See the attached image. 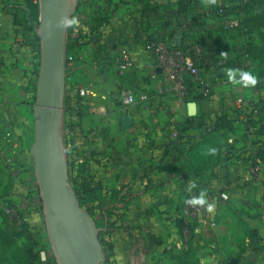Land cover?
<instances>
[{
	"label": "crops",
	"instance_id": "crops-1",
	"mask_svg": "<svg viewBox=\"0 0 264 264\" xmlns=\"http://www.w3.org/2000/svg\"><path fill=\"white\" fill-rule=\"evenodd\" d=\"M144 1L92 0L93 5H88L109 16L108 23L104 25L107 39L113 40L120 34L124 39L121 47H130L131 39L138 30L140 39H164L171 45L177 44L179 37L172 41L171 36L177 32L181 34L182 28L161 20L158 15L149 21L138 17ZM175 1L149 0L154 4ZM200 1L207 5L210 0ZM25 9L26 0H0V155L4 152L5 161H11L5 164L7 168L3 167L5 173L8 170V188L0 199H5L8 205L19 201L23 207L20 229H37L39 233L40 212L37 213V196L32 193L31 184L32 144L28 145L26 128L27 121L32 118L31 51L22 39V26L16 24V19L22 20ZM197 24L193 32L186 30L183 33L185 40L197 39L199 29L200 34L204 31L219 32V45L227 47L228 60L232 61L233 41L223 32L227 21L201 18ZM138 44L132 56L140 69L124 74L123 81L136 96L145 94L148 97L145 101L138 99L128 114L137 123L136 127L146 129L151 144L142 143L134 127L119 128L121 112L116 90L119 80L113 75V67L108 71L105 82L99 86V93L106 98L108 117L101 119L87 113L82 118L86 131L91 132V127H96L89 135V145L85 144V147L93 149L95 160L89 171L101 187L100 196L106 205L101 214L104 216V229H111L108 235L114 258L120 264H153L158 261L157 258L171 261L181 252H190L199 264H264V229H247V232L235 229L239 217L247 219V214L241 213L240 208L252 200L264 198V167H258V175L250 174V170L255 168L250 160L255 147L243 146L238 130L229 134L232 136L229 145L213 148L209 144H201L209 138H218L223 132L214 131L199 139L193 125L181 134L177 133L175 138H169L167 133L171 124L179 129L191 121L187 104L167 96L158 97L154 93L155 83H151L150 87L140 83L138 76L143 72L140 70L146 55ZM95 51L89 56L92 60L103 50ZM191 52L199 53L198 50ZM237 72L239 68L224 70L222 76H227L229 83H216L210 101L202 102L194 98L198 116L211 117L222 106L225 113H231L235 98L248 96L246 83L235 77ZM67 101L70 99L67 98ZM6 132L19 142V149L14 155L7 152L9 149L3 139ZM191 139L194 141L188 144ZM101 159L105 161L103 164ZM201 192L204 193L205 203L191 223L189 242L184 244L181 239L182 225H177L176 217L185 200L198 198ZM209 204L214 205L211 210ZM201 219L213 222L214 226L205 232L200 231ZM261 219L256 221L264 222V216Z\"/></svg>",
	"mask_w": 264,
	"mask_h": 264
},
{
	"label": "built area",
	"instance_id": "built-area-1",
	"mask_svg": "<svg viewBox=\"0 0 264 264\" xmlns=\"http://www.w3.org/2000/svg\"><path fill=\"white\" fill-rule=\"evenodd\" d=\"M34 2L36 1L34 0ZM79 7H83V13L78 9V11H75V22L66 39V46L69 43L73 45V47L70 52H67L65 46V92L69 85L73 95V101L71 102L70 107L66 106L67 109L64 106L63 111L64 120L67 118L75 126L74 128L78 136V149H80L84 142L87 143V146L89 145V135L96 130V127H91V132L86 131L83 127L82 120L80 119L81 117L75 111V105L80 104L83 109L85 108L87 110V113L95 115L101 119L108 117L105 105L106 98L105 96L98 95L96 88L105 82L107 72L111 67H113V75L119 80L116 85V90L119 110L121 112L120 117L127 115L128 111L137 104L138 99L140 101H145L148 98L145 94L137 95V97L133 89L123 81L124 74L140 69L136 66L132 56L134 47L137 43H139L138 47L140 50L146 55V61L142 64V69L140 70L143 72L138 76V80L140 83L149 87L151 83H155L154 93L158 97H171L173 100L184 105L193 102L192 100H194V98H198L202 102H208L214 96L216 83H220L221 85H227L229 83L227 76L218 78L213 73L210 74V76L206 74L205 71L194 62L188 51L181 47H173L164 39H140L141 37H138L140 35L139 30L131 39V46L127 48L123 46L121 47L124 39L120 34L113 40L107 39L108 36L106 34L105 26L101 27L99 31L93 34L90 33L89 27L86 23L89 15L94 12V9H91V6L89 7L88 3L84 0L81 1ZM87 9L89 10L86 15ZM217 13L219 14L220 12L218 11ZM226 21L229 27H236L239 23V20L236 17H230ZM90 35H100L96 44L100 43L105 45V49H103L102 53L97 54L96 59L93 60L89 56L92 54V51L96 52V49L92 40H90ZM28 48H30L31 51L30 45H28ZM30 58L31 62L33 59L32 57ZM36 63L38 65L39 58L36 59ZM219 64L223 65L224 61H221ZM103 69L105 70L103 71ZM244 70V67L239 69V74L242 78ZM74 74L77 77H74ZM253 105V98L239 95L233 102L231 112L235 113L241 109H245L250 113L251 111L255 112L253 110ZM225 111L226 110L222 106L216 110L211 117H206L196 115V110V114L189 119L191 121L193 120L190 126L193 125L195 127L198 137L204 135L212 130L215 121V113H225ZM84 116L85 113L82 118ZM136 124L137 123L133 122L132 119V125L130 128L134 127L139 133L141 137L140 141L142 143L150 145L151 141L147 139L146 129L136 127ZM168 130L169 133L167 134L169 138H175L178 133V128L171 124ZM3 139L8 146L16 147L9 132L4 134ZM193 140L194 139L188 141V144L192 143ZM92 152L93 149H89L88 147L87 151H85V157L89 159ZM104 162V159H101V163L103 164ZM257 170L258 168H252L250 174L252 176L255 175ZM93 177L97 180L94 175ZM193 198L195 197L185 200L182 209L176 217L182 222L181 239L184 244L189 242L192 235L191 223L196 219L197 213L202 207V204L190 203L189 201ZM20 210L21 209L16 202L10 204L6 209L8 217H10V219H12L17 225H20L21 221ZM199 225L200 231L205 232L208 228L213 227L214 223L201 219ZM41 260H46V257L43 254Z\"/></svg>",
	"mask_w": 264,
	"mask_h": 264
},
{
	"label": "water",
	"instance_id": "water-1",
	"mask_svg": "<svg viewBox=\"0 0 264 264\" xmlns=\"http://www.w3.org/2000/svg\"><path fill=\"white\" fill-rule=\"evenodd\" d=\"M78 0H37L36 37L40 56L33 104V143L30 155L45 231L55 264H102L105 256L98 235L104 230L80 206L70 184L62 125L65 99V46L69 19ZM189 117L196 104H187ZM124 115L119 128L129 129Z\"/></svg>",
	"mask_w": 264,
	"mask_h": 264
},
{
	"label": "rangeland",
	"instance_id": "rangeland-1",
	"mask_svg": "<svg viewBox=\"0 0 264 264\" xmlns=\"http://www.w3.org/2000/svg\"><path fill=\"white\" fill-rule=\"evenodd\" d=\"M37 2V0H35ZM92 0L86 1L88 4L91 3ZM227 1L230 3H241L243 4V10L242 7L240 9V20L246 19V23L244 25V31L248 33V36H241L239 35V31L237 30H226L225 34L226 37L231 38L233 41L232 49L234 50V56L232 57L231 65L234 66L235 69H240L242 67L245 68L244 73H250L252 76L256 78V83L252 84L250 81H245L242 76H240L239 72L235 74L238 80H241L243 83H246L245 85V92L247 93L248 97H251L254 99V105L253 110L255 112H248L245 109H241L240 111H237L235 113H228V128L226 129H220L218 131L223 132L222 134H219V137H212L204 142H200L204 145H210L213 148H216L219 145H229V134L233 130H238L240 132V136L244 145H250L255 147V150L253 154L250 155V160L252 165L255 168H261L264 167V0H222ZM79 3V0H78ZM77 3V6H78ZM80 10V12L83 13V7L77 8ZM77 10V11H78ZM89 9L86 10V15ZM256 18L254 21H251L250 19ZM37 22L34 24L33 29L31 31H24V29L21 27L20 33L22 36L23 41L27 45H30L31 52L30 57H32V70H33V84H32V109L33 104L35 101V94H36V85H37V73H38V65L36 63V59L39 58L40 54V45H39V39L36 37L35 31L37 29ZM228 27V26H226ZM70 34V33H69ZM68 36V33H67ZM36 37V41H34ZM222 44H225L224 42H221ZM232 68V67H231ZM108 73V72H107ZM77 74V73H76ZM74 77H77L75 74ZM99 88H96V92L98 95H102L99 93ZM104 96V95H102ZM197 115V114H196ZM64 120V119H63ZM192 121H189L186 123V127L189 128V125ZM24 126V125H23ZM27 139L28 145L33 143L34 138V132H33V111H32V118L31 120L27 121ZM196 131V129L194 128ZM62 133H63V139H64V145L65 144V134H64V122L62 125ZM207 134V133H206ZM206 134L199 136L203 138V136H206ZM12 139L14 140L16 147L8 146L7 148L9 151H7L10 155H14L16 151L19 149V142L17 139H15L11 134ZM198 137V136H197ZM88 141V140H87ZM194 141V140H193ZM208 141V142H207ZM86 142H84L79 151L82 152V154L85 156V151L87 150V147H85ZM4 152L0 155V196H4V194L7 192V185L6 180L8 179V170H5L3 167L7 168L5 164H10L11 161H5L4 159ZM67 166H68V159H67ZM259 170H257L256 174L258 175ZM70 181V178H69ZM34 174L33 169L31 173V184L33 186L34 195L37 196V213H39V219H40V227L41 231L37 233V229H29L26 230L29 234H31L35 240L37 241L38 249H39V257L41 260L42 254L46 257V260H51L53 258L51 250H50V244L48 241V237L45 231L44 226V220L43 215L41 212V206L40 201L38 199V189L37 186L34 184ZM71 184V183H70ZM4 186V187H3ZM30 200H32L30 196ZM17 203V202H16ZM34 203V202H33ZM10 205V204H9ZM7 204V201L5 199H0V264H16V260L12 257L11 252V246L14 248H17L20 253L22 254L24 252V245H28L27 240L19 234V232L22 230L20 229L21 226L17 225L10 217H8L6 213V209L9 206ZM18 205L20 207V219L23 215V207L22 204L19 203ZM241 213L247 214V219L239 217L237 219L238 223L236 224L235 229H245V232H247V229H264V222H259L262 216H264V198L259 200H252L250 203H248L247 206H242L240 208ZM250 213V214H249ZM99 220V219H98ZM259 220V221H256ZM100 221V220H99ZM252 223L254 224L252 226ZM259 227V228H258ZM102 228L103 227H99ZM107 229L102 230L99 235V241L101 243L103 252H104V262L102 264H120L116 261V258H114L113 249H112V242L110 239V236L108 235V232L106 233ZM36 235V236H35ZM247 235V233H245ZM111 245V248H108V245ZM2 245L4 247H2ZM10 246V247H8ZM157 262L153 264H199V260H197L193 253H179L175 260L172 259H159L157 258ZM42 261V260H41Z\"/></svg>",
	"mask_w": 264,
	"mask_h": 264
},
{
	"label": "trees",
	"instance_id": "trees-1",
	"mask_svg": "<svg viewBox=\"0 0 264 264\" xmlns=\"http://www.w3.org/2000/svg\"><path fill=\"white\" fill-rule=\"evenodd\" d=\"M81 5V0L78 3V8ZM243 4L241 3H230L222 0H210L207 5L203 4L200 0H176L174 3L170 4H154L150 3L149 0H145L137 14L138 17L150 20L157 15L161 20H165L168 23H171L176 28H182V33H173L171 36V40L178 36L177 44H173V47H181L187 50L194 62L200 66L206 74L210 76V74H215L216 77L221 78L224 70L228 68H233L231 61L228 60V50L226 46L219 45L220 42V33H211L206 32L200 34V30H197L199 36L197 39L193 40H185L186 36L183 34L186 30H191L198 26L201 18H210L215 21L225 22L230 17H236L239 20V23L236 27H225L223 32L226 30H237L239 31V35L248 36V33L245 32L244 25L246 23V19L240 20V9L243 10ZM77 10V9H76ZM220 12L219 14L217 12ZM38 17V8L37 2L34 0H26V9L23 13L22 20L16 19V24L22 26L24 31H31L33 29L34 24L37 22ZM75 14L72 15L70 20H74ZM256 18L250 19L254 21ZM109 16L107 14L103 15L101 11L94 10L88 19L87 25L89 27L90 33H95L99 31L101 27L108 23ZM74 23L69 25L67 28V33L72 30ZM200 26V25H199ZM146 31L143 32V35ZM100 35H90V40L95 45V48L98 51H102L105 49L104 44H100L96 42L99 40L98 37ZM36 37L34 41H36ZM201 43V45H199ZM176 45V46H175ZM73 45L67 44L66 51L70 52ZM196 47V48H195ZM205 48V49H204ZM204 49V50H203ZM199 51V53H193L191 51ZM97 51V52H98ZM224 61L223 65L219 63ZM105 69H103L104 71ZM67 86V85H66ZM66 88L64 106L70 107L71 102L73 101V97H70L72 94L69 85ZM72 96V95H71ZM67 98L70 101H67ZM194 101V100H192ZM75 111L81 117L87 114V110L80 105H75ZM68 107V108H69ZM67 109V108H66ZM215 121L213 123V128L206 135L218 131L220 129L228 128V114L227 113H215ZM75 126L72 122H70L67 118L64 120V134H65V144H66V157L68 159V176L70 178L71 186L76 194L78 202L80 206L94 219L97 227L104 228V216L101 214V209H103L106 205L105 202L101 198V187L100 184L93 175L90 173V163L94 162V153L92 152L91 157L86 158L81 151L78 149L77 145V133L75 131ZM187 127L183 126L178 129V133L181 134ZM179 139V138H178ZM174 144V143H172ZM179 144V143H178ZM93 157V158H92ZM12 204V203H10ZM98 210V211H97ZM100 221H99V220ZM177 225L181 226V220H177ZM111 229H107L106 233L110 232ZM25 240H27L28 245H24V252L21 254L17 248L11 246L12 257L16 260V264H55L54 259H47L45 261H41L39 257V249L37 245V241L35 238L29 234L27 231L22 229L19 232ZM2 247H4L2 245ZM10 247V246H8ZM108 248H111V245H108Z\"/></svg>",
	"mask_w": 264,
	"mask_h": 264
},
{
	"label": "clouds",
	"instance_id": "clouds-1",
	"mask_svg": "<svg viewBox=\"0 0 264 264\" xmlns=\"http://www.w3.org/2000/svg\"><path fill=\"white\" fill-rule=\"evenodd\" d=\"M74 22H75L74 20L65 19L61 22V24H62V26H69V25L73 24ZM243 79L245 81H250L252 84L256 83V78L254 76H252L250 73H244ZM189 202L193 203V204H196V203L204 204L205 203L204 193L201 192V194L198 198H193ZM213 207H214V205H211V204L208 205L209 210H211Z\"/></svg>",
	"mask_w": 264,
	"mask_h": 264
}]
</instances>
